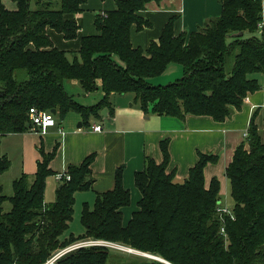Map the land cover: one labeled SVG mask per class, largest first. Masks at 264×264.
<instances>
[{
    "label": "trees",
    "instance_id": "1",
    "mask_svg": "<svg viewBox=\"0 0 264 264\" xmlns=\"http://www.w3.org/2000/svg\"><path fill=\"white\" fill-rule=\"evenodd\" d=\"M161 1L119 0L116 10L97 15L100 34L83 37L77 52H67L55 46L49 31L76 41L80 27L69 17L81 14L87 0H13L15 11L0 0V141L32 131V108L56 110L60 122L75 113L89 127L106 109L114 116L113 95H133L146 115L182 120L208 116L223 123L241 110L245 99L261 89L255 76H264V38L257 36L264 22L262 0H220L221 16L192 33L175 35L173 18L147 51L135 49L133 27H151L140 13L149 3ZM235 33L244 36L229 37ZM232 57L234 66L228 72ZM173 64L183 67L180 80L167 86L151 84ZM67 81L79 82L85 93L100 86L104 96L96 105H81L66 90ZM58 147L51 153L40 147L35 175L16 179L13 196H5L0 187V264H44L57 251L85 240L117 244L169 264H264V129L258 130L254 118L247 142L226 169L234 204L231 215L223 217L218 212L219 179L213 178L209 187L205 183V168L217 164L219 157L199 153L186 181L175 183V173L167 172L168 141H162L163 163L147 157L145 170L135 174L142 198L126 225L122 209L131 205V193L124 188L120 168L115 188L98 194L93 208L84 204V235L63 238L73 221L76 193L94 185L95 155L68 167L70 181L61 180L55 202L47 204L46 184L56 175L50 164ZM10 167L8 157L0 158V176ZM7 202L12 205L9 212L4 211ZM114 256L113 264H164ZM110 260L111 249L96 246L71 252L58 264Z\"/></svg>",
    "mask_w": 264,
    "mask_h": 264
},
{
    "label": "crops",
    "instance_id": "2",
    "mask_svg": "<svg viewBox=\"0 0 264 264\" xmlns=\"http://www.w3.org/2000/svg\"><path fill=\"white\" fill-rule=\"evenodd\" d=\"M118 1L87 0L81 14L69 17L75 18L80 27L78 39L67 42L62 35L49 31L55 46L59 50L77 52L83 37L100 34L96 26L97 15L116 10ZM2 2L10 11L17 9L13 0ZM262 2L264 7V0ZM221 14L220 0L151 2L145 11L140 13V16L150 22L151 27L142 31L133 27L132 46L147 51L152 42L160 39L163 29L173 18L174 33L179 35L183 32H196L204 27L206 21L216 19ZM257 36L264 38V27L259 30ZM255 78L260 82L261 89L250 94L242 109L235 111L223 123L215 122L208 116L188 115L182 120L176 117L146 115L135 102L134 96L113 95L111 102L114 116L106 109L99 119L91 120L90 126L87 127L75 113H70L73 115L69 114L63 122H60L56 115V126L49 128L44 134L30 131L4 137L0 141V158L6 156L10 160L13 150L17 149L21 165L19 176L27 174L32 177L37 171L38 161L41 160L40 147L43 146L46 153H51L58 144L57 155L50 164V168L56 173L51 180H55L53 184H56L57 191L61 184L57 179L59 174L65 173L69 166L80 165L87 157L95 155L91 166L94 185L90 191L76 193L75 206L78 203L91 206L98 194L113 190L116 185V172L122 168L124 188L131 193V205L122 209L125 225L138 210V203L142 198L135 184V174L145 170L147 157L153 158L159 165L163 163L162 141H168L170 164L167 172L175 173V183L182 184L186 181L190 170L199 161V153L217 155L218 163L208 164L205 168V183L206 187H209L212 179L218 178L222 195L224 191L228 192L227 186L230 187L226 169L231 164L236 150L247 142V133L253 118L258 130L264 129V76L256 75ZM72 82H75L73 87L78 86L77 92L80 95L84 91L81 85H78L80 83ZM92 93L86 94L89 96ZM87 96L80 98L82 101L78 102L84 106H93L102 100L104 94L100 91V95L91 100ZM94 125H100L102 131H94Z\"/></svg>",
    "mask_w": 264,
    "mask_h": 264
},
{
    "label": "rangeland",
    "instance_id": "3",
    "mask_svg": "<svg viewBox=\"0 0 264 264\" xmlns=\"http://www.w3.org/2000/svg\"><path fill=\"white\" fill-rule=\"evenodd\" d=\"M233 66H234V57L229 59L227 66H226L227 71L231 72ZM183 75H184L183 67L180 65H177V64H173L170 66V68H168V70L162 76L157 77V78H153L151 84H153L154 86H167L169 84L175 83L178 80H180L183 77ZM74 83L75 82L67 81L65 87H66V90L68 91V93L71 96H73V98L75 99V101L77 103H79L78 101H82V99H80V98L87 96V94L84 93V91L82 90L83 92H81V94L78 95L79 94L77 92L78 86L73 87ZM78 85L80 86V84H78ZM100 91H102V89L99 86V88L96 92L92 93L91 95H89L87 97H90L89 99L91 100L94 97L99 96ZM129 95L130 94H127V96H129ZM70 115H73V114H70ZM10 162H11V167H10L9 171L6 172L2 177H0V187L3 189V194L7 197L13 196V183L16 179H18L20 177L19 175L21 174V165H20L19 155H18L17 149L13 150V154L10 157ZM32 180L33 179H31V181ZM54 181H55L54 179L51 180V177H49L47 179L46 191H45V201L47 204H52L56 200V190H55L56 184L55 185L53 184ZM227 191L228 192L224 191L221 195V208H223V209L226 208V209L231 210L233 208L234 203H233V199L231 196L230 187H228V186H227ZM84 195H87V194H84ZM93 206H94V203H91L90 207L93 208ZM83 207H84L83 203L76 204V206L74 208L73 221L70 224V229H69V231H67L65 233L63 238H66L71 234H73L75 237H80V236L84 235L85 229H84L82 222H81V215H82ZM11 208H12V205L9 202L4 204V211L5 212H9L11 210ZM113 255H115L114 257L120 258L122 260H126L127 262H136V261L140 262V261H142L141 259H143V260L144 259H149V260L153 259V258L152 259L147 258V256L145 257V255L143 256L141 254L130 253L128 251H125L123 249L116 247V249L111 248V260L109 261L108 264H113ZM155 259L158 260L160 258L155 257Z\"/></svg>",
    "mask_w": 264,
    "mask_h": 264
},
{
    "label": "built area",
    "instance_id": "4",
    "mask_svg": "<svg viewBox=\"0 0 264 264\" xmlns=\"http://www.w3.org/2000/svg\"><path fill=\"white\" fill-rule=\"evenodd\" d=\"M263 27H264V23L262 22L261 24H259L258 28H259V30H261ZM29 116H30V120H31L32 125H33L32 131H34V132H39V133L44 134V133H46V131L49 128L56 126L55 115H53L51 111H40L36 108H32V109H30ZM92 129L96 132L102 131V127L100 125H94L92 127ZM247 138H248V133H247ZM64 178H66L68 181H70V179H71L69 175H66V172L59 174L57 176V179L59 181L63 180ZM218 212L220 213L221 217H223L224 215H227V214L231 215V213H232L230 209H226V208L225 209L220 208L218 210ZM221 232H222V234L225 233L224 228L221 229ZM96 246L107 247V248L111 249V248L118 247L120 245L108 243L105 241H99V240L80 241V242H77V243H75L69 247H66V248H63V249L57 251L44 264H58L61 258H63L65 255H67L71 252L77 251V250L82 249V248H89V247H96ZM121 247H123V246H121ZM133 251H135V250H133ZM141 255L144 256V255H148V254L141 253ZM153 257H155V256H153ZM147 258H150V257H147ZM150 259H152V258H150ZM154 260H156V259H154Z\"/></svg>",
    "mask_w": 264,
    "mask_h": 264
},
{
    "label": "water",
    "instance_id": "5",
    "mask_svg": "<svg viewBox=\"0 0 264 264\" xmlns=\"http://www.w3.org/2000/svg\"><path fill=\"white\" fill-rule=\"evenodd\" d=\"M244 36V33H235V34H232V35H230L229 37H231V38H241V37H243ZM52 114L53 115H57V111L56 110H53L52 111ZM82 126V123H80V127ZM159 261V260H158ZM160 262H162V263H164V264H169L168 262H166V261H164V260H162V261H160Z\"/></svg>",
    "mask_w": 264,
    "mask_h": 264
},
{
    "label": "bare ground",
    "instance_id": "6",
    "mask_svg": "<svg viewBox=\"0 0 264 264\" xmlns=\"http://www.w3.org/2000/svg\"><path fill=\"white\" fill-rule=\"evenodd\" d=\"M115 248H116V247H115ZM117 248L123 249V250H125V251L130 252V253L141 254V253L136 252V251H133L132 249H129V248H124V247H121V246H119V247H117ZM145 256L155 259V257H153V256H151V255H145ZM158 260L162 261L161 259H158Z\"/></svg>",
    "mask_w": 264,
    "mask_h": 264
}]
</instances>
